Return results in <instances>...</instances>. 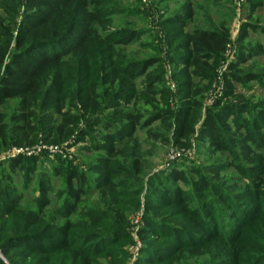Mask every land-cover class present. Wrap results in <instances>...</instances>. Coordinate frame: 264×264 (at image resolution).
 <instances>
[{"label": "rangeland", "instance_id": "obj_1", "mask_svg": "<svg viewBox=\"0 0 264 264\" xmlns=\"http://www.w3.org/2000/svg\"><path fill=\"white\" fill-rule=\"evenodd\" d=\"M24 1L14 0L20 7L17 18L11 0L0 1L7 26L20 22ZM108 8L102 52L90 73L99 97L97 114L83 111L77 100L75 63L67 66L71 90L55 123L47 122L52 110L38 106L33 132L21 138L12 120L17 103L4 108L0 180L11 179L9 192L19 202L0 216V260L224 264L233 256L234 264H264V167L256 168L264 163V128L256 135L262 147L247 157L225 131L228 150L200 141L209 114L234 107L243 111L240 122L251 123L264 109V0H109ZM185 21L188 31H224L228 40L223 55L189 79L181 76V40L172 26ZM120 36L133 41L115 46ZM138 69L144 74L134 77ZM126 114L138 126L130 138H118L116 155L109 156L103 138L130 125L122 118ZM69 118L77 119L68 130L74 133L58 135L54 129ZM181 118L193 135L176 136ZM20 149L32 150V157L16 155ZM113 166L120 172L107 175ZM72 172L85 179L78 204L70 196L78 188ZM176 172L186 183L167 178ZM196 172L204 176L206 190L196 185ZM30 214L36 225L26 220ZM13 239H36L43 250L13 248L5 257L1 247Z\"/></svg>", "mask_w": 264, "mask_h": 264}, {"label": "trees", "instance_id": "obj_2", "mask_svg": "<svg viewBox=\"0 0 264 264\" xmlns=\"http://www.w3.org/2000/svg\"><path fill=\"white\" fill-rule=\"evenodd\" d=\"M11 2L14 6V0ZM108 6L109 0H25L20 22L15 19L13 25L7 26L5 20L0 17V139L6 137L3 112L9 102L17 103L18 112L12 120L15 124L14 132L21 138H27L33 132L32 122L36 119L35 110L38 106L43 110L51 109L52 114L49 117L52 120L47 122H56L55 117L62 115L66 97L71 90L68 85L71 80L67 74L72 72L67 69L70 63L77 65L76 80L79 84L77 100L83 111L90 114L99 112L97 103L99 97L97 89L91 85L90 73L102 52L104 42L101 32L106 30L111 16ZM13 9L17 18L20 7L14 6ZM189 17L188 20L191 22ZM172 26L178 29L181 40L179 51L181 57L177 63L182 67V77L189 79L191 75H201L208 70L207 66L210 62L216 61L223 55L228 41L224 31H188L186 21L176 22ZM132 41L129 36H120L113 40L115 46L126 45ZM250 51L246 49L245 53L252 56ZM139 73L144 74V71L139 69L134 71V77ZM234 76L235 81H241L237 75ZM253 78L255 77L248 79ZM242 112L234 107H226L221 113L209 114L200 130V141L208 143L216 151H225L228 150V140L225 135H232L235 137L232 140L243 150L246 157L251 154L253 148L262 147L263 139H258L256 135L259 129L264 128V109L259 111L257 119L251 123L247 120L239 121ZM122 118L130 125L124 126L115 135L103 138L105 145L102 149L109 156L116 155L118 138L120 136L130 138L138 126V120H133L130 114L123 115ZM177 122L179 124L175 131L177 137L184 138L194 134V131L187 127V119H177ZM63 123L54 130L58 131V135L66 134L69 138L74 133L73 131L69 133V126H75L77 119H65ZM232 129L235 130L234 133H231ZM257 164L258 170L264 167V163ZM108 170L107 175L120 172L118 166ZM72 175L71 178L76 180L78 188L72 189L70 196L72 201L78 204L83 194L85 179L74 172ZM167 178L175 184L187 181L182 172L172 173L167 175ZM195 178L196 185L200 189L208 188L204 176H198L196 172ZM98 179L102 182L106 181L103 176H98ZM8 180H0V204L3 206L0 216L8 213L9 210L13 211V207L19 202L18 195L9 192L7 183L12 182L10 178ZM162 189L163 187H159L158 191L161 193ZM26 220L33 225L37 224L36 216L33 214H30ZM36 242V239H13L1 247V253L6 257L13 248H24L33 251V254H40L43 249ZM59 245L64 248L66 243L58 242ZM232 258L233 256L230 257V262L226 261L224 264H234ZM0 264H3L1 260Z\"/></svg>", "mask_w": 264, "mask_h": 264}, {"label": "built area", "instance_id": "obj_3", "mask_svg": "<svg viewBox=\"0 0 264 264\" xmlns=\"http://www.w3.org/2000/svg\"><path fill=\"white\" fill-rule=\"evenodd\" d=\"M15 154L16 155H24V156H27V157L30 158L33 155V151L32 150H28V149H25V150L20 149V150L15 151Z\"/></svg>", "mask_w": 264, "mask_h": 264}]
</instances>
